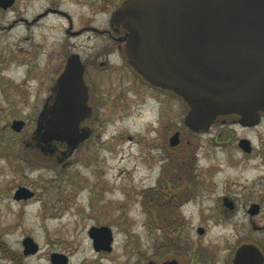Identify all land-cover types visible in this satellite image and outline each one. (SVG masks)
Listing matches in <instances>:
<instances>
[{
    "label": "rangeland",
    "instance_id": "rangeland-1",
    "mask_svg": "<svg viewBox=\"0 0 264 264\" xmlns=\"http://www.w3.org/2000/svg\"><path fill=\"white\" fill-rule=\"evenodd\" d=\"M46 5L19 1L12 10L0 11V264H52L54 253L66 256L69 264H160L174 254L179 264H233L245 244L264 255L262 145L255 156L246 157L235 138L219 139L216 129L192 132L180 98L143 87L123 65L89 84L94 93L85 127L91 134L73 156L60 163L28 151L23 140L31 139L49 91L50 83L42 78L47 59L59 60L76 49L86 58L106 45L88 35L68 42L66 22L54 16L28 32L33 36L36 31L38 42L20 43L25 33L17 18L31 19ZM64 6L74 29L91 17L105 25V14L93 17L75 2ZM47 30L53 35L49 42ZM14 121H24L25 131L13 130ZM178 131L182 138L172 146ZM263 132L264 127L246 133L257 145ZM21 186L34 196L14 200ZM190 188L192 203L175 209ZM164 193L172 202L161 212L157 199ZM226 199L235 206L230 208ZM254 205L260 209L251 215ZM93 227L110 229L111 252L94 249ZM27 237L38 246L29 257L23 255ZM162 246L170 251L164 254Z\"/></svg>",
    "mask_w": 264,
    "mask_h": 264
},
{
    "label": "water",
    "instance_id": "water-1",
    "mask_svg": "<svg viewBox=\"0 0 264 264\" xmlns=\"http://www.w3.org/2000/svg\"><path fill=\"white\" fill-rule=\"evenodd\" d=\"M13 3L0 6L7 9ZM113 21L127 31L130 66L151 85L184 99L189 107L185 125L190 130L208 131L219 117L231 115L238 116L242 125L259 123L264 112V0H126ZM78 60L70 58L51 111L40 117L46 118L45 141L65 143L69 153L91 134L81 127L92 108ZM24 124L14 121L12 128L21 132ZM179 136L176 133L170 140L172 146L179 143ZM26 193L21 188L15 198H26ZM259 209L254 205L249 213L256 215ZM198 232L203 234L204 229ZM89 235L96 251H112L110 229L93 227ZM23 245L25 256L38 252L29 237ZM52 263L69 264L61 254H54ZM233 264H264V255L255 245H243Z\"/></svg>",
    "mask_w": 264,
    "mask_h": 264
},
{
    "label": "flooded vegetation",
    "instance_id": "flooded-vegetation-1",
    "mask_svg": "<svg viewBox=\"0 0 264 264\" xmlns=\"http://www.w3.org/2000/svg\"><path fill=\"white\" fill-rule=\"evenodd\" d=\"M12 0H0V3L2 4H9ZM14 3L11 7L5 9L2 6H0V11L7 12L9 10H12L14 6L19 2H29V1H42L47 2V5L41 10L40 12L34 14L31 19L28 17H25L24 14H20V16L17 18V24L19 26H22L23 33L20 34L19 42L20 43H26L28 41H37L36 37V31H34V34L32 36V32L28 34V32L32 29H35L40 25V23L43 20L48 19L51 16L54 17H62L64 21L66 22L67 28L64 29V35L65 39L70 42L71 40H79L84 35H88L91 38L95 39H102V42H106L105 46L103 48H97V50H94L93 56H87L86 58L81 53L80 50L76 49L70 52L63 53L61 58L59 60L56 59V57L52 59H47L48 63L44 66V71L42 73V78L46 79L50 83L48 94L45 98V102L42 106L41 112L37 118L36 122V128L34 131L31 132V139L23 140V143H25V147L28 149V151H31L32 154L35 156L43 159V160H50V161H61L65 159L66 157H71L73 154H75L80 146L70 155V151L68 146L65 143L57 142V141H45L44 139V131L46 127V118L41 119V114L48 110L51 111V108L53 107L57 97H58V82L63 73L66 70V67L69 63V60L73 56H77L80 60L81 66L83 67L84 72V81L89 86L93 82L96 81L97 78H99V75L104 73L105 70L110 68H118L115 67V65H123L129 73L139 79V82L141 85L149 90H155V91H162L158 88H154L152 85L144 82L138 75L135 73L133 68L128 63V58L126 55L125 50V41L127 31L124 29L119 23H116L113 21V14L118 9V7L124 3L126 0H13ZM76 3L77 5H82L83 8H87L88 11H91L93 17H95L98 13L105 14L106 22L105 25L102 27L99 24H96V18H90L86 19L84 22V25L74 29V19L72 17V14L67 10L64 6V4L68 3L71 5L72 3ZM2 29V27H0ZM11 29V28H10ZM46 30V29H45ZM44 35L46 36L45 41L49 42L51 38H53V35L50 34V31L47 30V32H44ZM41 43V42H40ZM40 45V44H39ZM78 60V61H79ZM114 66V67H113ZM90 90V86H89ZM91 90L89 91V96L91 97ZM41 119V120H40ZM85 123L82 124V128L85 127ZM26 125L24 124L23 130L25 131ZM262 127H264V112L261 113L260 116V123L256 126H245L242 125L239 122L238 116H227V117H220L216 120V122L213 124L212 128L210 130L217 131V138L224 139L225 136L228 138V142L230 139L235 138L236 141H234V144L238 150L239 153H241L242 156L246 157H253L257 154V150L259 147H263L261 155H264V132L260 133L261 139L258 140V144L256 145L255 142L249 137V135L246 132L250 131H258ZM40 128L39 131L37 129ZM86 128V127H85ZM235 128V129H233ZM233 129V130H230ZM209 130V131H210ZM244 132L245 136L239 137L238 132ZM179 132V131H178ZM260 132V131H259ZM180 133V132H179ZM204 132H200L198 135L203 134ZM182 134V133H181ZM180 138H182L180 136ZM247 141V147L241 146L243 141ZM30 152V153H31ZM166 171V170H165ZM164 171V174H166ZM21 188H25L28 193H26V198H22L20 200H17L15 198L16 192L20 190ZM14 200L22 202L25 200H29L34 196V193L29 190L27 187H18V189L15 191ZM193 195H194V189L190 188V191H186L184 194V197H181L178 200V203L174 205L175 209H180L182 207H185L192 203L193 201ZM173 197V196H172ZM175 197H173L174 201ZM167 194L164 193L157 199L158 207L160 208V211H164L167 209L170 205ZM228 200V199H226ZM230 203L234 205L233 201H230ZM170 215L167 216L169 218ZM183 218V217H182ZM177 217H174L173 221H176ZM23 244V243H22ZM176 245L174 243H171L168 248L173 249V246ZM167 246H162L163 251L166 250ZM24 248V245H23ZM162 251V253H163ZM170 250H166L164 252L168 253ZM161 253V254H162ZM36 254V253H35ZM56 254V253H54ZM53 254V255H54ZM23 255H24V249H23ZM34 254H30L25 257H29ZM52 255V256H53ZM163 260H160V264H179L176 258L178 257L176 254L173 255V257L165 256ZM52 259V257H51ZM159 262L156 261H149L146 264H157ZM53 264V263H52Z\"/></svg>",
    "mask_w": 264,
    "mask_h": 264
},
{
    "label": "bare ground",
    "instance_id": "bare-ground-1",
    "mask_svg": "<svg viewBox=\"0 0 264 264\" xmlns=\"http://www.w3.org/2000/svg\"><path fill=\"white\" fill-rule=\"evenodd\" d=\"M52 218V217H51Z\"/></svg>",
    "mask_w": 264,
    "mask_h": 264
}]
</instances>
